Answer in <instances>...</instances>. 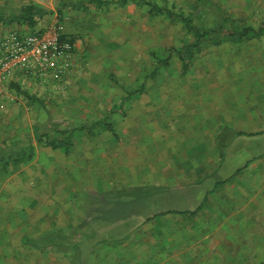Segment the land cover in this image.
<instances>
[{
	"label": "rangeland",
	"instance_id": "374dc122",
	"mask_svg": "<svg viewBox=\"0 0 264 264\" xmlns=\"http://www.w3.org/2000/svg\"><path fill=\"white\" fill-rule=\"evenodd\" d=\"M121 1L0 0V33L55 25L75 45L64 74H19L5 86L0 157L30 146L33 156L0 165V264H264V179H251L243 193L239 183L215 190L201 205L203 217H153L194 208L198 191L174 190L173 174L189 161L173 164L172 153L159 160L157 150L168 143H152L159 128L164 138L174 133L168 128L178 105L207 84L244 83L253 93L246 109L262 110L245 112V128L262 122L263 134L264 35L205 43L185 69L180 54L193 38L184 24ZM143 1L191 17L203 30L223 23L264 31V0ZM28 5L47 14L32 28L12 23ZM136 90L141 98L130 104ZM203 91L194 104L207 100ZM106 120L112 132L93 127ZM64 130H76L67 153L38 142L60 140ZM258 144L244 140L239 147Z\"/></svg>",
	"mask_w": 264,
	"mask_h": 264
},
{
	"label": "crops",
	"instance_id": "0c3cea01",
	"mask_svg": "<svg viewBox=\"0 0 264 264\" xmlns=\"http://www.w3.org/2000/svg\"><path fill=\"white\" fill-rule=\"evenodd\" d=\"M253 35L263 36L264 33ZM241 85L219 87L214 84H207L205 87L196 88L192 95L185 99L188 100L186 103L181 102L178 105L180 112L177 113L175 120L168 128V130L175 128L174 133L171 135L168 131L167 135L171 136L164 138L163 136L166 135L160 133L161 128H159L156 138L152 139V143L156 142L158 147L164 146V142L168 143L166 147L164 146L165 148L163 147L160 151L157 150L159 160H164L165 154L168 156L172 153L173 164L177 163L178 159L189 161L187 170L185 168L179 174H173V178L178 179V188H174V190L186 192L187 196L191 192L198 191V194L192 197L195 199L192 200L193 206L195 205L194 208L167 211L157 218L165 217L168 214L180 217L190 215L184 213L185 211H196L194 215H190L191 217H203L205 212H201V205L209 198L210 201L213 200V195H210L215 190L217 191L223 186L229 188L230 184L239 183L240 191L243 193L247 185L251 183V179H264V157L261 158L260 156L264 152V148L258 144L261 140L264 141V133H260L262 122L246 129L243 121L245 112L261 113L262 110L259 108H252L250 111L246 109L248 107L246 97L249 98L253 93L246 89V85ZM201 89L205 90L203 93L207 94L208 98L202 103L194 104L198 96L197 93ZM136 93H138L137 90ZM132 94L127 96L130 104L141 98L138 94ZM240 94L243 100L239 97ZM258 94L264 97V91H260ZM235 95L236 99L234 98ZM109 131L112 132V129ZM218 138L224 142L219 148L216 145ZM244 140L250 141L251 144H258L259 147L252 146L247 150L240 149V143ZM255 148H257L256 151H254ZM187 184L188 187L182 186ZM141 226L142 232L148 230L146 225Z\"/></svg>",
	"mask_w": 264,
	"mask_h": 264
},
{
	"label": "built area",
	"instance_id": "2783aa9c",
	"mask_svg": "<svg viewBox=\"0 0 264 264\" xmlns=\"http://www.w3.org/2000/svg\"><path fill=\"white\" fill-rule=\"evenodd\" d=\"M58 26L31 33L11 31L0 34V112L6 84L15 76L58 77L67 71L75 45L60 42Z\"/></svg>",
	"mask_w": 264,
	"mask_h": 264
},
{
	"label": "trees",
	"instance_id": "16d2710c",
	"mask_svg": "<svg viewBox=\"0 0 264 264\" xmlns=\"http://www.w3.org/2000/svg\"><path fill=\"white\" fill-rule=\"evenodd\" d=\"M129 3H136V4H143L149 8V12L154 15H168V16H176V18L184 24L187 31L192 35V42L190 44H187L183 47L181 54H180V60L182 61V65L186 69L190 61L192 60L194 56V52L197 51L201 45L205 43H214V44H220L225 39H234L238 41H242L243 39L250 36V34H263L264 31L262 28L254 30V29H243L242 31H234L229 30L226 28V26L223 23H220L217 27V29H209V30H203L199 29L197 25L195 26L193 23V20L191 17H187L183 14L175 15L167 8H160L156 4L149 2V1H143V0H123L121 1V5L124 6ZM97 5H104L106 4L105 1H96ZM47 14L46 11L40 9L39 7L28 5L23 7L19 14L13 17L10 21L13 23L15 22L17 25H25L27 27H33L36 25L38 20H42L44 16ZM68 41L70 44H74V41L70 38H68L65 35H62L60 38V42ZM138 93L134 92L132 95H136ZM131 95V94H130ZM93 127H105L108 130H111L110 123L106 120L103 123H95ZM83 130V129H80ZM76 130L73 131H59V137L60 140H52L49 141V139H43L42 137L38 140L39 143H42L43 145L47 147H51L52 149L57 148L59 145H62L64 147V152L67 153L73 146L72 138L75 134ZM88 133L92 134L91 130L88 131ZM33 147L27 148V151H18L15 152L14 155H9L8 158L0 157V165L2 168H7L10 164H15L21 161H29L33 156ZM184 213L194 215L196 211L190 212L185 211ZM167 214V213H166ZM164 215L163 213H159L155 216ZM151 218H148L147 221H149ZM62 250L60 252L66 253L65 250H68L67 247L61 246L59 247Z\"/></svg>",
	"mask_w": 264,
	"mask_h": 264
}]
</instances>
